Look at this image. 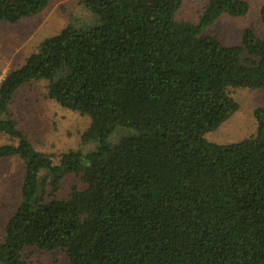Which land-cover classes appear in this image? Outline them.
<instances>
[{
	"label": "trees",
	"instance_id": "1",
	"mask_svg": "<svg viewBox=\"0 0 264 264\" xmlns=\"http://www.w3.org/2000/svg\"><path fill=\"white\" fill-rule=\"evenodd\" d=\"M50 0H0L18 23ZM85 15L41 41L0 81V159L23 164L20 199L0 240V264H29L30 247L67 264H264V107L248 138L205 134L238 108L229 89L264 90V35L226 45L203 30L243 16L245 0H208L197 23L181 0H83ZM264 29V3L259 10ZM89 118L57 162L37 151L8 104L22 84ZM115 132L116 139L111 140ZM78 176L60 196L64 178Z\"/></svg>",
	"mask_w": 264,
	"mask_h": 264
},
{
	"label": "rangeland",
	"instance_id": "2",
	"mask_svg": "<svg viewBox=\"0 0 264 264\" xmlns=\"http://www.w3.org/2000/svg\"><path fill=\"white\" fill-rule=\"evenodd\" d=\"M83 0H50L38 14L24 18L18 23L0 22V81L10 70L21 66L26 57L38 49L43 39L59 33L76 18L83 17ZM208 0H181L175 14L177 21L197 23ZM248 11L245 15L219 16L203 32L210 34L226 45L239 43L244 28H251L257 36L264 35L259 10L264 0H245ZM47 81L30 80L14 92L8 110L18 128L25 133L33 147L52 156H59L70 149H83L81 135L89 123L87 115L62 107L47 96ZM230 96L238 104L237 110L215 130L205 134L215 143L240 141L253 135L256 129L254 110L264 107V90L247 87L229 89ZM119 135L115 132L114 140ZM13 143L0 134V144ZM23 164L17 157L0 159V240L3 227L20 199ZM72 186L81 187L78 176L69 174L64 178L60 196H66ZM29 264H67L65 253L60 249L42 250L30 247L23 252Z\"/></svg>",
	"mask_w": 264,
	"mask_h": 264
}]
</instances>
